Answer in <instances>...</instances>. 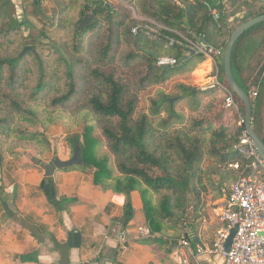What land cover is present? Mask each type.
<instances>
[{
    "label": "trees",
    "instance_id": "1",
    "mask_svg": "<svg viewBox=\"0 0 264 264\" xmlns=\"http://www.w3.org/2000/svg\"><path fill=\"white\" fill-rule=\"evenodd\" d=\"M123 1L138 16L192 39L201 36L223 50L234 29L221 11L225 0ZM205 1L218 2L217 21ZM9 6L10 0H0V169L8 158L18 159L28 150L39 156L49 151L43 130L50 125L79 126V135L67 136L71 155L80 143L84 165L79 167L91 168L94 184L124 196L121 226L133 217L131 194L137 192L153 242L171 252L181 235L190 241L181 229L200 217L201 192L209 189L212 199L223 198L233 182L250 173L247 160L232 149L242 126L225 107V93L189 80L202 56L183 60L184 45L167 46V37L178 38L168 30L156 39L142 29L133 34L131 29L143 21L119 3L32 0L33 9L20 20ZM244 6L241 22L264 14L258 0L244 1ZM87 13L93 22L78 29ZM25 46L31 50L19 56ZM163 56L176 63L158 66ZM230 63L250 97L252 124L264 141V21L236 40ZM220 76L228 86L222 65ZM252 88L257 89L254 98ZM148 90L144 109L137 110L140 94ZM174 97L187 100L188 113L176 108L178 100L170 105ZM204 160L208 164L201 166ZM231 161L240 162V168H228ZM187 194L194 200L192 218L186 216Z\"/></svg>",
    "mask_w": 264,
    "mask_h": 264
},
{
    "label": "crops",
    "instance_id": "2",
    "mask_svg": "<svg viewBox=\"0 0 264 264\" xmlns=\"http://www.w3.org/2000/svg\"><path fill=\"white\" fill-rule=\"evenodd\" d=\"M192 72L189 75L192 84L201 88L210 81L200 74L201 83H197L196 73ZM180 102L176 108L188 113L187 103ZM46 154L41 163L22 156L8 158L1 166L0 264L223 263L219 254L194 251L189 256L179 245L166 252L152 238L140 237L137 228L146 225L137 192L131 194L133 217L122 227L119 222L122 194L94 184L88 167L59 169L45 176L43 165L52 159L47 161ZM69 154L65 150L59 157L67 159ZM204 195L209 198L200 211V214L204 211L205 218L200 216L195 223L181 229L189 237L192 249L210 247L215 231L223 226H217L215 210L209 207L212 193L209 190Z\"/></svg>",
    "mask_w": 264,
    "mask_h": 264
},
{
    "label": "built area",
    "instance_id": "3",
    "mask_svg": "<svg viewBox=\"0 0 264 264\" xmlns=\"http://www.w3.org/2000/svg\"><path fill=\"white\" fill-rule=\"evenodd\" d=\"M98 1V0H90ZM100 1V0H99ZM109 3H119L131 10L133 16L143 21V25H136L131 29L136 34L140 29L151 39L159 38L162 30L173 32L176 37H167V46L174 44L184 45L186 53L193 50L196 55L202 56L208 61L209 70L204 73L210 81L201 88L216 87L225 93V107L229 108L237 117V123L242 126L237 142L232 149L238 152L245 160L250 173L241 176L230 186V192L220 201L222 211L219 221L226 223L219 229L213 243L208 248L196 246L192 250L196 253L219 254L223 258L222 264H264V160L258 154L249 137L245 125L244 114L239 103L236 101L233 92L226 86L220 78V67L218 58L223 56V49L209 44L201 36L199 39H192L184 36L178 30L163 25L151 18L141 17L135 13L132 4L123 0H102ZM206 8L213 21L220 17L218 2L210 3L205 1ZM197 36V35H196ZM176 60L170 56L160 57L156 64L158 66H172ZM251 97H255L257 92L250 91ZM208 162V161H207ZM228 168L238 170L240 162L231 161L227 164ZM209 189H207V192ZM236 227L235 235L232 239L229 250H224V243L232 228ZM140 237H151L147 226L137 228ZM178 245L182 248H189L190 241L181 237ZM189 252H191L188 249ZM186 263V260H183Z\"/></svg>",
    "mask_w": 264,
    "mask_h": 264
},
{
    "label": "water",
    "instance_id": "4",
    "mask_svg": "<svg viewBox=\"0 0 264 264\" xmlns=\"http://www.w3.org/2000/svg\"><path fill=\"white\" fill-rule=\"evenodd\" d=\"M262 3H264V0H258ZM264 21V14H260L254 17H251L240 24H238L229 35V38L226 42L225 48L223 50V56H222V67H223V73L224 77L226 79V82L230 88V90L240 99L243 110H244V125L246 128V131L251 138L254 147L256 148L258 154L260 157L264 160V141L259 137L257 132L255 131V128L252 124V117H251V100L249 95L246 93V91L239 86L235 78L233 77L232 70H231V52L233 49V46L236 42V40L243 35L244 32L249 30L252 26L255 24ZM93 22V16L90 13H87L84 15L83 19L78 25V29H85ZM193 37L196 39H199L198 36L193 34ZM28 50H31L30 46H25L22 51L20 52L19 56H22L25 54ZM195 52L193 50H188V54H185L183 56V60L195 56ZM163 67H169V66H163ZM180 97H174L169 100L170 105L173 104V102L179 100ZM82 153V146L80 143H75L73 148V153L70 157L67 159H61L57 153H54L52 156V159L50 163L43 165L44 175L45 176H51L55 170L64 169L66 167L70 166H83L84 162L81 158ZM39 163V161H38ZM194 212V200L190 194H187V208H186V216L187 218H192ZM236 227L232 228L226 238V241L224 243V250L227 252L230 248L232 239L235 235Z\"/></svg>",
    "mask_w": 264,
    "mask_h": 264
},
{
    "label": "rangeland",
    "instance_id": "5",
    "mask_svg": "<svg viewBox=\"0 0 264 264\" xmlns=\"http://www.w3.org/2000/svg\"><path fill=\"white\" fill-rule=\"evenodd\" d=\"M175 4L180 5V2L178 0H172ZM244 1H248V0H225V2L223 3L222 9L221 11L223 12V14L225 15L226 19L228 20V22L230 23V27L231 28H235L238 24L241 23L242 21V15H244ZM250 1V0H249ZM10 11L12 12V16L14 17L15 20H20L23 16V13L26 11H31L33 9L32 6V0H10ZM172 28V27H170ZM174 29V28H172ZM175 30V29H174ZM32 34H34V32H32ZM183 34V33H182ZM184 35V34H183ZM186 36V35H184ZM187 37V36H186ZM44 51V50H43ZM186 53V50H185ZM206 60L205 58H201L200 64L201 67L197 68L196 70H194V72L192 73H196V75H194V79L197 80V83H201V77H199L200 74H204L209 70V64L208 63H204ZM206 64V66H204V64ZM218 63H219V67H221L222 65V56L218 58ZM252 75H250V79H252ZM221 80L222 77L220 76ZM223 81V80H222ZM252 90H255L257 92L256 88H252ZM152 90H148L141 93L140 94V99H139V104L137 107V110H143L144 106H145V96L149 93H151ZM181 100H178L177 103H179ZM187 100L183 99L182 105H184V103L186 104ZM181 105V106H182ZM184 108V106H183ZM181 110V109H179ZM260 118L262 121V125L264 128V105L261 107V111H260ZM40 130H43L42 128ZM81 128L79 126L76 127H67L65 126L63 123L61 122H57L56 124L50 125L48 128H46L45 130H43V134L45 136L46 141H48L49 143V151H45L41 154V156L37 155L36 150L32 149V150H28L26 153H24L22 156L23 157H27L28 159H38L41 158V160H43L45 153L48 154L47 157V161L51 159V157L53 156L54 153H57L59 156L60 154H65V150L67 152V150L70 152L69 157L71 155V145L66 142L67 140V136L69 137V139L74 136L75 134L80 133ZM66 137V138H65ZM70 142V141H69ZM46 154V155H47ZM21 156V157H22ZM208 164L207 160H204L202 162L201 166H206ZM207 193V190L201 192V201L203 202L204 207L206 206V201L209 200V198L204 195ZM223 198H216V199H212V202L209 204V207L213 210H215L214 216L217 218L219 224L217 225L218 227L220 225L225 226L226 223L219 221V217L222 211V205H220V201ZM204 213V211L202 212ZM200 214V216H203L205 218L206 214ZM203 218V219H204ZM222 226V227H223ZM217 227V228H218ZM217 231H215L216 234ZM213 243V242H212ZM188 249L191 251L189 252ZM185 248L186 251V255L189 256H193V251L194 249H192L191 245L189 246V248Z\"/></svg>",
    "mask_w": 264,
    "mask_h": 264
}]
</instances>
